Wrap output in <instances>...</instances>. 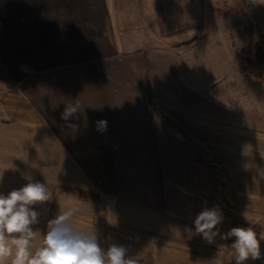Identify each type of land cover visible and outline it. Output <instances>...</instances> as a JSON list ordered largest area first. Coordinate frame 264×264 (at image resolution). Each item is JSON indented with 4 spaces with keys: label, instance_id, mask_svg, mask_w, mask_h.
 <instances>
[{
    "label": "crops",
    "instance_id": "1",
    "mask_svg": "<svg viewBox=\"0 0 264 264\" xmlns=\"http://www.w3.org/2000/svg\"><path fill=\"white\" fill-rule=\"evenodd\" d=\"M212 19L205 0H0V193L39 181L103 203L60 211L124 202L188 228L219 207L222 234L264 213V87Z\"/></svg>",
    "mask_w": 264,
    "mask_h": 264
},
{
    "label": "rangeland",
    "instance_id": "2",
    "mask_svg": "<svg viewBox=\"0 0 264 264\" xmlns=\"http://www.w3.org/2000/svg\"><path fill=\"white\" fill-rule=\"evenodd\" d=\"M208 12L213 15L210 21L213 30H218L216 37L220 41V48L228 51L232 48V66L237 68L240 75L251 77L255 82L264 87V66L258 59L256 46L264 45V4L253 3L252 0H205ZM264 3V0H261ZM209 19V18H208ZM223 31L228 37L222 36ZM210 35V40H217ZM212 38V39H211ZM204 45V44H203ZM264 49V47H263ZM219 53L220 51L217 50ZM218 53L216 55H218ZM222 55V54H219ZM218 61L226 65V60ZM232 68V73L237 70ZM54 195L51 203L37 206L41 213L40 222L35 225L42 234L47 231V222L55 218L62 204H85L86 207L103 205L99 200H94L88 195L79 201L77 195L72 196L71 191L54 190V186H48ZM85 194V193H84ZM77 200V201H76ZM120 208L105 207L99 215L89 212H77L71 220L78 230L91 231L94 227L98 232L101 246L105 249L112 243L127 245L130 252L142 258L144 264H224L220 253L226 251L235 238L226 243L219 241L218 237L213 244L207 243L200 235L188 239V233L183 223L173 221L165 213H146L132 204L120 202ZM95 207V206H94ZM93 207V208H94ZM102 207V206H100ZM236 215V216H235ZM87 216V222L85 217ZM96 217V218H95ZM241 220L240 227H254L258 236L264 232V213L257 211L249 214H230L229 220ZM194 231V228H191ZM227 226L223 231L228 232ZM34 241V250L42 245L39 239ZM262 258L253 261L249 259L244 264H264V240L260 242ZM233 264L235 262L233 261Z\"/></svg>",
    "mask_w": 264,
    "mask_h": 264
},
{
    "label": "clouds",
    "instance_id": "3",
    "mask_svg": "<svg viewBox=\"0 0 264 264\" xmlns=\"http://www.w3.org/2000/svg\"><path fill=\"white\" fill-rule=\"evenodd\" d=\"M253 3L264 4L261 0ZM80 104L68 103L61 119L68 121L79 110ZM106 120L97 121V130L104 131ZM3 173H0V182ZM54 199L46 183L29 180L24 186L0 193V264H144L138 253H131L127 245L112 243L106 249L101 246L95 227L78 230L71 223L72 217L79 211L78 206H69L60 211L55 218L48 220L47 231L42 234L35 225L40 222L41 213L37 206L51 203ZM219 207L204 208L194 220V231L186 229L188 239L200 235L207 243L213 244L216 238L234 241L220 253L224 264H244L249 259L262 258L260 242L264 232L254 227H232L221 233L219 226L223 222ZM42 245L34 250V241Z\"/></svg>",
    "mask_w": 264,
    "mask_h": 264
},
{
    "label": "trees",
    "instance_id": "4",
    "mask_svg": "<svg viewBox=\"0 0 264 264\" xmlns=\"http://www.w3.org/2000/svg\"><path fill=\"white\" fill-rule=\"evenodd\" d=\"M264 45L261 46V44L256 46V52H257V56L259 61L261 62V65L264 66V49H263Z\"/></svg>",
    "mask_w": 264,
    "mask_h": 264
}]
</instances>
